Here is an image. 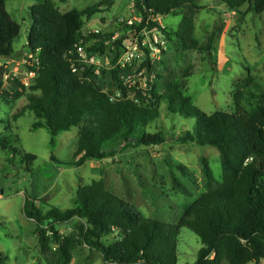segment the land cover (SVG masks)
I'll list each match as a JSON object with an SVG mask.
<instances>
[{
	"label": "trees",
	"instance_id": "1",
	"mask_svg": "<svg viewBox=\"0 0 264 264\" xmlns=\"http://www.w3.org/2000/svg\"><path fill=\"white\" fill-rule=\"evenodd\" d=\"M115 1L102 0L83 10L66 13L60 12L53 0L33 5L26 48L27 55L37 58L38 64L30 67L36 76L26 87L19 79L4 82L5 74L9 73L5 61L15 54L14 41L21 26L12 20L5 0H0V102L9 104L26 97L27 104L12 118L17 120L28 112L34 114L33 128L48 129L52 144L59 134L81 127L75 161L62 162L52 157L60 166L81 167L88 161L114 158L128 149L160 147L166 140L160 133L146 131L160 117L158 107H145L139 101V90L123 87L122 79L130 73L129 67L113 66L101 76L92 71L78 75L67 60L82 38L85 42L99 39L103 43L113 38V34L101 32L84 37L82 31L87 20L105 7H112ZM198 1L136 0V8L144 20L180 15L177 30L167 27L163 31L168 42L182 51L211 52L216 31L202 46L194 38L195 15L203 9ZM220 1L230 11L239 12L247 5L256 15L264 13V0ZM128 38L123 33L113 48L103 44L93 50L106 53L104 50L109 49L115 57L120 56ZM143 68L152 72L150 60L143 63ZM164 73L157 74L161 82L149 92L153 102L165 101L171 114L196 119L194 132H186L179 142L215 147L220 155L222 182L215 187L213 172L203 160L208 190L185 209L178 224L145 217L133 204L111 193L103 179L80 186L73 207L67 210L49 206L44 212L26 198L24 211L37 224L35 233L47 264H71L74 251L81 245L98 252L105 264H177L178 236L183 228L194 232L203 245L195 264L264 261V92L250 94L262 102L256 108H243L236 95L235 113L217 111L208 115L191 105L179 87L165 79ZM106 74L110 85L106 84ZM129 91L136 95L132 97ZM7 144L6 138L0 139V148L16 156L17 150ZM24 159L32 164L36 156L25 154ZM76 218L85 221L79 235L62 236L57 231L56 225Z\"/></svg>",
	"mask_w": 264,
	"mask_h": 264
},
{
	"label": "rangeland",
	"instance_id": "2",
	"mask_svg": "<svg viewBox=\"0 0 264 264\" xmlns=\"http://www.w3.org/2000/svg\"><path fill=\"white\" fill-rule=\"evenodd\" d=\"M41 1L5 0L12 20L21 26L20 35L14 41L15 54L5 63L10 74H17L21 79L28 77L31 62L37 60L29 59L26 45L32 25L30 8ZM53 1L60 12L66 13L83 10L102 0ZM198 2L203 9L195 15L194 38L202 46L216 31L212 51H182L168 42L164 57L152 64L151 73L141 69L143 63L135 64L128 73L130 86L141 92L139 101L145 107L156 105L159 109L160 117L146 131L160 133L166 139L161 148L140 146L108 160L88 161L81 167L60 166L52 157L62 162L75 161L81 127L59 134L52 144L48 129L33 128L34 114L28 112L17 120L12 118L27 104L26 97L9 104L0 102V139L6 138L8 147L17 150L14 156L0 148V264H47L46 256L39 249L37 224L24 211L26 198L44 212L49 206L67 210L73 207L80 186L103 179L111 193L133 204L145 217L178 224L185 209L208 190L203 160L213 172L215 187L220 185L219 151L212 146L179 142L186 132H194L196 119L171 114L165 101L154 103L146 90L151 75H155L153 85L157 86L161 82L157 74L168 71L164 73L165 79L172 80L191 105L208 115L217 111L235 113L236 95L247 110L260 106L261 100L250 94L264 92V13L256 15L247 5L239 12L230 11L220 0ZM139 16L136 0H116L112 7H105L87 20L82 33L98 30L113 37L121 36L125 22ZM181 19L180 15L173 14L162 17L161 21L166 28L177 30ZM104 51L101 52L105 56L103 71L107 72L122 54L115 57L111 50ZM109 80L106 74V84ZM130 95L134 97L136 93L130 91ZM25 154L35 155L36 160L28 164ZM84 224V220L76 218L56 225V229L62 236L79 235V228ZM202 247L199 237L183 228L178 236L177 264H195ZM71 264L105 263L98 252L81 245L74 251Z\"/></svg>",
	"mask_w": 264,
	"mask_h": 264
},
{
	"label": "built area",
	"instance_id": "3",
	"mask_svg": "<svg viewBox=\"0 0 264 264\" xmlns=\"http://www.w3.org/2000/svg\"><path fill=\"white\" fill-rule=\"evenodd\" d=\"M162 17H148L146 20L140 15L139 18L134 20H128L125 22V29L123 30L126 35L129 36L128 39L124 41L123 53L119 58V61L114 65L115 67H120L125 69L127 67L131 68L137 63H145L146 60H150V63L160 61L164 57V53L168 48V40L164 35L163 31L166 30V27L161 21ZM124 23L120 21V24ZM98 30H92L88 33H84V37L90 35L99 34ZM120 36H115L111 40L103 43L99 39H92L89 42H85V39L82 38L75 45V49L72 52H69L67 55V60L70 63L73 73L78 75H83L88 71L96 76H101L104 69V60L105 56H101V53L93 50L90 43L96 44L98 47H101L103 44L106 46H112L114 42L119 39ZM29 59H33V55L28 56ZM35 64H38V59L36 62H31L30 67H34ZM146 69V68H143ZM28 77L21 79L17 74L6 73L4 76L5 84H8L13 79H19L24 86L28 87L32 79L36 76L34 70L28 71ZM130 76L128 74L123 77L122 85L123 87L130 90ZM155 80V75L150 76V86L147 88V92L152 90ZM137 90V87H135ZM140 91V90H139ZM120 93H118L119 95ZM130 95V91L128 93ZM260 264H264L262 261Z\"/></svg>",
	"mask_w": 264,
	"mask_h": 264
},
{
	"label": "water",
	"instance_id": "4",
	"mask_svg": "<svg viewBox=\"0 0 264 264\" xmlns=\"http://www.w3.org/2000/svg\"><path fill=\"white\" fill-rule=\"evenodd\" d=\"M162 146H160V148H161Z\"/></svg>",
	"mask_w": 264,
	"mask_h": 264
},
{
	"label": "crops",
	"instance_id": "5",
	"mask_svg": "<svg viewBox=\"0 0 264 264\" xmlns=\"http://www.w3.org/2000/svg\"><path fill=\"white\" fill-rule=\"evenodd\" d=\"M256 264V263H255Z\"/></svg>",
	"mask_w": 264,
	"mask_h": 264
}]
</instances>
